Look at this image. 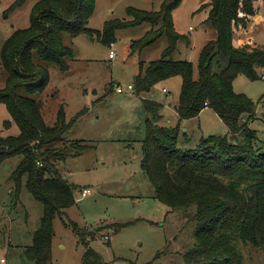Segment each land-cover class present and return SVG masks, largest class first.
I'll use <instances>...</instances> for the list:
<instances>
[{
    "label": "trees",
    "instance_id": "obj_1",
    "mask_svg": "<svg viewBox=\"0 0 264 264\" xmlns=\"http://www.w3.org/2000/svg\"><path fill=\"white\" fill-rule=\"evenodd\" d=\"M181 0H163L158 11L127 8L129 20L105 21L96 35L104 43H113L115 32L142 23L152 27L131 51L142 50L163 34L168 45L158 60L145 68L139 65L134 77L135 94H145L165 79L180 76L181 86L174 110L175 126L164 123L163 105L141 98L144 137L141 140L140 168L154 189L153 197L171 211L179 210L193 227V244L182 255L181 264H244V249L264 252V141L249 122L258 119L257 104L233 90V81L242 74L250 80L261 78L264 47L236 40L256 16L264 0H210L202 4L206 22L216 30V38L200 50L196 72L189 61L173 60L171 54L180 36L173 26L172 11ZM28 0H10L3 18L17 17ZM94 0H35L29 10L28 25L16 28L0 48V62L6 74L0 89V103L10 118L5 128L15 124L16 135H0V163L18 156L19 162L9 180L13 203L19 200L22 185L42 208L39 225L31 235L23 256L32 264H50L53 220L74 204L73 186L62 176L52 160V146L70 128L62 108L56 123L47 126L35 96L49 82L47 65L61 72L70 69L74 49L65 35H88L87 26ZM94 32V31H93ZM20 90L24 94H20ZM210 108L221 119L226 131L201 137L194 148L177 145L179 122L196 118ZM264 123V110L262 118ZM78 150L88 147L78 140ZM40 162V165L37 164ZM79 240L85 245L81 264H113L83 239L73 223Z\"/></svg>",
    "mask_w": 264,
    "mask_h": 264
},
{
    "label": "rangeland",
    "instance_id": "obj_2",
    "mask_svg": "<svg viewBox=\"0 0 264 264\" xmlns=\"http://www.w3.org/2000/svg\"><path fill=\"white\" fill-rule=\"evenodd\" d=\"M28 0L19 16L3 18L2 12L10 0H0V48L16 28L28 25L31 4ZM210 0H181L172 11L173 26L180 36L171 54L173 60L189 61L196 72L202 47L216 38V30L206 22L207 10L201 5ZM163 0H94L88 18V35H65L64 41L74 49L70 69L61 72L55 65H47L49 82L35 96L47 126L56 123L57 112L63 109L67 122H72L55 149L53 161L57 170L73 186L75 202L61 217L53 220L50 264H81L85 245L77 237L72 223L83 239L88 241L106 262L113 264H181L182 255L193 244V227L179 210L171 211L155 199L154 189L140 168L141 140L144 137V117L140 98L160 102L164 123L178 122L173 106L179 96L181 77L174 76L156 83L150 92L136 96L127 91L134 88L139 65L158 60L168 40L162 35L156 42L138 51L130 44L138 41L152 27L142 23L115 32L112 49L116 56L109 58L110 44L96 35L105 21L112 18L129 20L127 8L158 11ZM236 35L242 43L264 46V4ZM254 30V31H253ZM94 31V32H93ZM252 32V33H250ZM250 37H247V35ZM246 38V39H245ZM6 74L0 62V89L5 86ZM116 86L123 89L116 91ZM163 88L166 92H163ZM233 90L243 93L257 104L256 115L264 110V78L250 80L239 74ZM20 94H24L20 90ZM258 118L250 127L256 129L264 141V123ZM9 119L0 103V135H16L18 127L3 126ZM224 123L210 108H204L198 118L179 122L178 147L194 148L201 137L225 132ZM87 144L78 150L77 141ZM14 156L0 163V264H32L22 249L30 244L31 235L39 225L41 205L22 185L19 201L14 204L9 180L19 162ZM82 189L89 193L81 196ZM104 236H108L106 239ZM244 264H264V252L244 249Z\"/></svg>",
    "mask_w": 264,
    "mask_h": 264
},
{
    "label": "built area",
    "instance_id": "obj_3",
    "mask_svg": "<svg viewBox=\"0 0 264 264\" xmlns=\"http://www.w3.org/2000/svg\"><path fill=\"white\" fill-rule=\"evenodd\" d=\"M110 51H109V58H114L115 56H116V54H115V51L112 49V47H113V43H111L110 44ZM260 76H261V78H264V68L261 70V72H260ZM127 91H129L130 93H132L133 92V90H134V88H133V86H132V84H128L127 85ZM116 91L118 92V93H122L123 92V89L120 87V86H116ZM163 92H166V90L165 89H163ZM37 164L38 165H40V162H38L37 161ZM89 193V190L88 189H82V191H81V196H85V195H87ZM106 239L108 238V236H104ZM0 262H4V259H1L0 260Z\"/></svg>",
    "mask_w": 264,
    "mask_h": 264
},
{
    "label": "crops",
    "instance_id": "obj_4",
    "mask_svg": "<svg viewBox=\"0 0 264 264\" xmlns=\"http://www.w3.org/2000/svg\"><path fill=\"white\" fill-rule=\"evenodd\" d=\"M253 31H254V30H253ZM250 33H252V32H250ZM247 37L252 38V37L250 36V34H249V36L247 35ZM245 39H246V38H245ZM252 39H253V38H252ZM247 42L254 43V41H247ZM263 47H264V46H263ZM163 89H164V88H163ZM141 95H143V94H140V96H141ZM136 96H139V95H136ZM140 96H139V97H140ZM143 96H144V95H143ZM140 99H141V98H140ZM146 99H149V98H146ZM173 108H174V106H173ZM206 108H207V107H206ZM256 113H257V107H256L255 115H256ZM215 114H216V113H215ZM216 115H217V114H216ZM143 117H144V114H143ZM198 117H199V115H198L196 118H198ZM9 118H10V116H9ZM218 118H219V117H218ZM219 119H220V118H219ZM220 120H221V119H220ZM251 122H252V121L249 122L250 125H251ZM12 126H13V124L11 125V127H12ZM69 129H70V128H69ZM69 129H68V130H69ZM68 130H67L66 132H68ZM225 130H226V127H225ZM66 132H65V133H66Z\"/></svg>",
    "mask_w": 264,
    "mask_h": 264
}]
</instances>
